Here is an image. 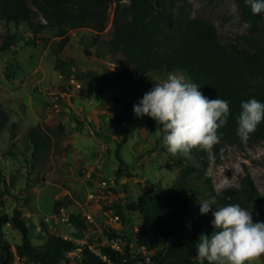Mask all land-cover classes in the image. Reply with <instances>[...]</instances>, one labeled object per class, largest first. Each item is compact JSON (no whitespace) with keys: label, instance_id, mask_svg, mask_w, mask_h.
I'll use <instances>...</instances> for the list:
<instances>
[{"label":"rangeland","instance_id":"rangeland-1","mask_svg":"<svg viewBox=\"0 0 264 264\" xmlns=\"http://www.w3.org/2000/svg\"><path fill=\"white\" fill-rule=\"evenodd\" d=\"M183 2L192 17L216 27L223 43L238 40L245 44L248 40L249 25L242 21L236 0H177V5ZM113 13L112 6L107 26L98 36L87 27L67 31L68 42L59 57L72 62L75 73L97 71L108 75L132 67L122 53L108 50ZM14 27V23L0 20V45ZM19 33L21 39L16 45L0 51V107L10 117L0 133V214L10 217L14 210H20L32 231V245L43 244L53 234L74 240L77 229L69 221L70 214L84 218L90 229L100 235V243H106L103 230L112 228L109 224L116 214L115 209L106 206L115 204L122 207L126 220L113 229L118 232L133 227L138 231L141 217L129 205L154 185L169 187L182 180L197 191L198 198L189 206L183 230L169 243L192 236L199 202L214 199L208 181L214 193H220L238 186L241 177L250 174L264 196V141L232 145L228 154L219 162L211 161L204 173L184 174L181 169L185 164L176 163L180 154L173 156L167 151L163 144L165 134L157 129L156 121L149 116L137 118L133 113L128 122L126 103L117 99L126 100L129 96L99 80H79L78 89L67 83L55 67V50L62 39L55 35V29L46 30L44 40L34 39L26 29ZM256 38L264 39V21ZM175 73L192 82L183 72ZM167 75H152L153 88ZM31 127H37L49 138L48 153L37 161L31 158L32 144L27 136ZM184 157L187 163L196 164L192 156ZM120 160L122 175H117ZM102 181H106V188L100 187ZM95 190L99 198L90 199ZM60 200L67 207L55 213L54 203ZM2 233L12 251L22 243L20 232L11 224H6ZM94 240L92 245L97 248L99 242ZM138 254L136 246L135 257ZM130 264L147 262L139 259ZM254 264H264V256Z\"/></svg>","mask_w":264,"mask_h":264},{"label":"trees","instance_id":"trees-1","mask_svg":"<svg viewBox=\"0 0 264 264\" xmlns=\"http://www.w3.org/2000/svg\"><path fill=\"white\" fill-rule=\"evenodd\" d=\"M236 2L242 21L249 25L245 44L238 40L223 43L211 22L192 17L186 2L177 5V0H0V20L15 25L14 32L3 37L0 51H6L19 42L21 29L30 31L33 38L39 40H44L46 30L55 29V35L62 38L55 50L56 70L65 76L66 81L71 78L99 80L129 96L126 100L117 99L126 103L129 123L134 113L133 106L153 89L152 75L183 72L200 87L204 96L229 102L227 124L218 130L219 143L210 151L192 150L188 155L196 164L187 163L183 155L176 160L178 165L185 164L181 169L184 174L204 173L211 161L219 162L228 154L230 146L264 141V121L246 142L237 136L241 103L250 99L264 103V39L256 38L262 29L264 12L253 15L245 0ZM112 6L113 31L106 44L110 52L122 53L132 67L120 68L108 75L97 71L75 73L73 63L59 57L68 42L67 31L87 27L98 36L107 26ZM9 120L8 112L0 107V133ZM27 136L32 144L33 161L48 153L49 138L40 129L31 127ZM125 138L124 132L123 143ZM121 166L120 160L117 175H122ZM0 179H3L1 169ZM208 187L214 194L212 211L228 204H239L252 213L254 222H264V196L250 174L241 177L238 186L220 193H214L210 181ZM197 198L196 189L182 180L169 187L151 186L129 205V209L141 217L139 231L133 227L118 232L113 228L103 230L107 240L116 238L123 242L122 250L114 249L109 242L100 243V235L92 234L89 244L97 239L99 253L91 251L88 245L77 244L73 239L58 234L50 235L43 244L34 246L31 243L32 231L20 210H14L10 217L0 214V264H13L16 257L30 264H130L139 259L147 264H200L195 258L196 245L202 233L210 237L214 231L211 211L206 215L197 214L196 227L190 238L169 243L172 236L183 230L189 206ZM66 207L63 200L56 201L54 212L60 213ZM106 207L115 209L121 221L125 222L121 206ZM69 221L77 229L74 238H83V231L87 229L85 219L70 214ZM6 224H11L22 237V243L14 251L3 237L2 229ZM142 245L153 253L142 254ZM136 246L140 252L138 257H135Z\"/></svg>","mask_w":264,"mask_h":264},{"label":"clouds","instance_id":"clouds-1","mask_svg":"<svg viewBox=\"0 0 264 264\" xmlns=\"http://www.w3.org/2000/svg\"><path fill=\"white\" fill-rule=\"evenodd\" d=\"M245 3L253 15L264 12V0ZM199 89L184 75L169 73L133 106L137 118L149 116L156 121L157 129L165 134L163 144L173 156H187L197 148L210 151L219 143L218 130L227 124L229 102L209 99ZM240 107L237 136L246 142L264 121V103L250 99ZM199 203L201 215L212 212L214 229L210 237L202 233L197 241L195 258L200 264H254L264 256V222H254L252 213L239 204L212 211L214 200Z\"/></svg>","mask_w":264,"mask_h":264},{"label":"built area","instance_id":"built-area-1","mask_svg":"<svg viewBox=\"0 0 264 264\" xmlns=\"http://www.w3.org/2000/svg\"><path fill=\"white\" fill-rule=\"evenodd\" d=\"M68 84L72 85L74 89H78L81 87L80 85V81L75 79V78H71L67 81ZM100 187H104L106 188L107 187V184H106V181H102V183L100 184ZM97 190H95L94 192L95 193H90V199H95L97 196L95 194H97L96 192ZM99 198V195L98 197ZM87 219L89 222H91L90 220V216H87ZM121 224H122V221H121V218L118 214H115L111 217V222H110V226H112V228L114 229H117L118 227H121ZM117 226V227H115ZM117 231V230H116ZM94 233H97V231H92L90 229V227L87 225V229L83 231V238H75L74 241L77 243V244H80V245H88L89 249L95 253H99L98 249L96 247H93L92 244H89V239L91 237L92 234ZM107 242H109L110 246L113 247L114 249L116 250H122L123 248V242H120L118 239L116 238H113L111 240H107ZM140 252L142 254H149L151 253V251H149L147 249L146 246L142 245L140 247ZM13 264H24L22 260H20L18 257L15 258Z\"/></svg>","mask_w":264,"mask_h":264}]
</instances>
